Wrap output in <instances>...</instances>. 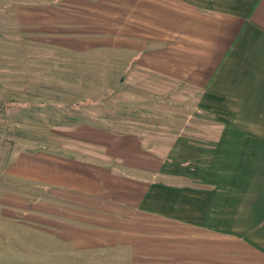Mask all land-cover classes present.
<instances>
[{
    "label": "crops",
    "instance_id": "0c3cea01",
    "mask_svg": "<svg viewBox=\"0 0 264 264\" xmlns=\"http://www.w3.org/2000/svg\"><path fill=\"white\" fill-rule=\"evenodd\" d=\"M45 1L55 49L124 55L205 121L169 143L108 131L82 156L12 152L0 198L31 258L264 264V0Z\"/></svg>",
    "mask_w": 264,
    "mask_h": 264
},
{
    "label": "rangeland",
    "instance_id": "374dc122",
    "mask_svg": "<svg viewBox=\"0 0 264 264\" xmlns=\"http://www.w3.org/2000/svg\"><path fill=\"white\" fill-rule=\"evenodd\" d=\"M44 2L0 0V193L10 188L4 167L12 152L82 156L108 131L144 132L169 143L204 124L187 88L128 64L124 55L55 49L45 33L51 26L44 22L50 9ZM2 202L0 264H44L31 258L37 247H29L27 233L20 239L22 232L12 227L20 225L10 220L18 214Z\"/></svg>",
    "mask_w": 264,
    "mask_h": 264
}]
</instances>
